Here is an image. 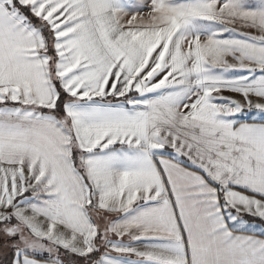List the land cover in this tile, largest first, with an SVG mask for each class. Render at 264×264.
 Here are the masks:
<instances>
[{"label": "snow or ice", "instance_id": "obj_1", "mask_svg": "<svg viewBox=\"0 0 264 264\" xmlns=\"http://www.w3.org/2000/svg\"><path fill=\"white\" fill-rule=\"evenodd\" d=\"M0 264H264V0H0Z\"/></svg>", "mask_w": 264, "mask_h": 264}]
</instances>
